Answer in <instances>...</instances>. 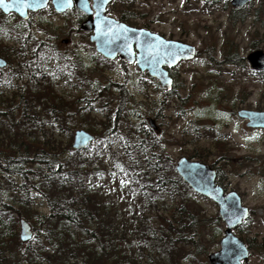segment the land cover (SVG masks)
Wrapping results in <instances>:
<instances>
[{"label": "rangeland", "instance_id": "obj_1", "mask_svg": "<svg viewBox=\"0 0 264 264\" xmlns=\"http://www.w3.org/2000/svg\"><path fill=\"white\" fill-rule=\"evenodd\" d=\"M123 1L131 5L133 15L127 23L196 47L194 58L170 68L175 85L173 93L165 95L167 90L159 81L141 71L134 62L109 60L100 55L90 41V33L80 29L83 17L76 8L61 13L50 3L47 8L32 13L27 21L9 14L10 25L21 24L20 29H26L34 40L52 45L42 67L50 80L48 83H52L61 98L57 102L71 114L68 118L71 136L51 122L45 126L38 123L34 134L43 138L45 133L53 132L61 146L68 144L73 148L77 129L84 128L95 135L100 122L105 120L104 106L110 107L113 114L120 99L119 85H124L126 112L133 122L154 119L161 147L174 167L183 156L204 161L217 171L219 167L221 179L218 180L226 190L239 192L243 203L250 208V216L235 228V233L250 248L244 264H264V128L248 126V120L238 115L243 108L264 111V72L253 69L247 59L251 51L264 50V0L251 1L238 11L236 18L232 17L235 7L229 0H113L107 13L120 18ZM0 38L13 48L19 47L24 39L9 25L0 27ZM34 45L29 40L26 51L29 55L35 51ZM229 51H237L236 61L227 60ZM14 64L2 68L4 73ZM93 82L103 86L102 89H90L89 83L94 85ZM13 83L15 86L0 83V102L8 104L16 98L13 103L17 101L14 105L18 115L20 99L15 92L25 84L28 87L30 82L27 77H19ZM37 109L46 112L43 106ZM98 137L93 144L96 145ZM85 154L89 155V150L85 149ZM115 164L118 163L108 153L103 156L102 164L97 162L95 166L104 173L92 183V189L110 196L112 204L122 213L121 222L126 223L128 235L135 236L134 245L138 247L140 241L142 246L146 245L145 254L150 253L158 247L144 241L134 230L139 224L160 222L158 216L171 219L178 194H167L157 209L148 208L141 195L135 201H128L126 192L120 189L119 178H113ZM8 176L15 181L12 186L8 184ZM22 181L18 173L0 167V208L4 203L18 205L19 199L28 198L32 216L38 220L39 214L50 212L49 202L33 185L28 184V190L19 187ZM186 198L187 208L196 212V221L191 242L183 238L176 240L181 258L183 264H208L207 255L220 248L226 226L213 200L192 189ZM129 206H135L134 211ZM137 206L143 211L140 216L134 214Z\"/></svg>", "mask_w": 264, "mask_h": 264}, {"label": "trees", "instance_id": "obj_2", "mask_svg": "<svg viewBox=\"0 0 264 264\" xmlns=\"http://www.w3.org/2000/svg\"><path fill=\"white\" fill-rule=\"evenodd\" d=\"M123 3L124 12L120 19L127 22L133 16L131 5ZM241 9L233 8L232 17L236 18ZM77 12L85 17L84 12ZM8 21V15L0 10V27L9 25L24 39L19 47L13 48L0 38V55L11 66L15 63L5 73L0 69V83L15 86V78L27 77L30 85L27 87L26 82L15 92L20 99L18 115L14 105L17 101L13 103L16 98L8 104L0 102V167L22 176L19 187L25 186L24 190H28V184H31L43 192L50 212L39 214V219L35 220L30 199H19L18 205L4 203L0 208V264H183L176 240L183 238L191 242L196 212L187 208L186 196L191 188L162 149L157 129L146 119L132 121L126 112V88L119 85L120 99L113 114L110 107L104 106L107 113L105 120L100 122L101 131L98 127L94 132L95 137L99 136L96 145L93 141L78 150L68 144L61 146L59 140L54 139L53 132L45 133L43 138L34 134L38 123L45 126L51 122L71 136L72 126L68 122L71 114L57 102L61 98L56 95L52 83H48L50 80L42 67L52 52V45L34 40L26 29H20L21 24L10 25ZM29 40L35 42V51L30 55L26 52ZM225 57L236 61L237 51H229ZM89 84L93 91L103 87L94 82V85ZM174 90L175 85L172 90L165 91V95H171ZM36 100L46 112H39ZM85 149L89 150V155L85 154ZM107 153L118 163L114 166L113 178H119L120 189L126 192L128 201H135L141 195L148 208L157 209L167 194H178L170 212L171 219L158 216L160 222L139 224L134 230L159 250L145 254L146 245L142 246L140 241L138 247L134 245L135 236L128 235L126 223L121 222L122 213L112 204L110 196L92 189V183L104 173L95 165L97 162L102 164ZM218 179H221L219 167V183ZM125 180L128 182L122 184ZM7 181L9 186L15 183L10 176ZM129 208L134 211L135 206ZM135 213L140 216L143 211L137 206ZM20 216L32 222L29 223L34 229L33 237L28 241L20 238Z\"/></svg>", "mask_w": 264, "mask_h": 264}, {"label": "water", "instance_id": "obj_3", "mask_svg": "<svg viewBox=\"0 0 264 264\" xmlns=\"http://www.w3.org/2000/svg\"><path fill=\"white\" fill-rule=\"evenodd\" d=\"M51 1L57 12H65L74 6L85 13L80 22V29L90 33V41L94 43L98 53L107 59L120 58L134 62L141 71L156 78L162 88L170 90L174 78L170 68L182 60L196 56L193 44L167 38L164 35L145 27H137L107 14L112 0H5L0 9L4 13L15 12L23 19H28L31 11L45 8ZM233 7H243L253 0H229ZM66 41V40H64ZM253 69L264 71V50L258 48L247 55ZM8 61L0 55V68L6 67ZM240 117L246 118L247 125L264 128V111L240 109ZM150 124L157 128L153 118ZM90 131L79 128L74 132L73 148L83 149L94 140ZM179 176L195 192L213 200L219 206L220 218L225 223L224 235L220 240V248L208 253V264H244L250 256L247 243L235 233V228L250 215V208L243 203L236 190H226L217 182V170L214 166L198 159L186 156L175 163ZM33 237V228L28 220L20 219V238L28 241Z\"/></svg>", "mask_w": 264, "mask_h": 264}, {"label": "snow or ice", "instance_id": "obj_4", "mask_svg": "<svg viewBox=\"0 0 264 264\" xmlns=\"http://www.w3.org/2000/svg\"><path fill=\"white\" fill-rule=\"evenodd\" d=\"M5 3V0H0V5H3ZM128 181H122L121 183L123 184V183H127Z\"/></svg>", "mask_w": 264, "mask_h": 264}, {"label": "flooded vegetation", "instance_id": "obj_5", "mask_svg": "<svg viewBox=\"0 0 264 264\" xmlns=\"http://www.w3.org/2000/svg\"><path fill=\"white\" fill-rule=\"evenodd\" d=\"M50 1L48 2V5L47 6H49L50 5ZM43 10V9H42ZM107 10H108V8H107ZM10 14H13V12L12 13H10ZM15 14V13H14ZM9 15V14H8ZM66 41H67V39H65Z\"/></svg>", "mask_w": 264, "mask_h": 264}]
</instances>
